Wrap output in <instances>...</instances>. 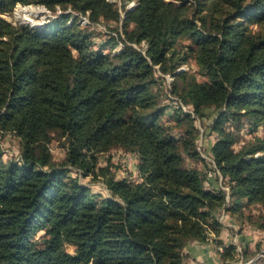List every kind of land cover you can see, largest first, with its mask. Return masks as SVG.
Wrapping results in <instances>:
<instances>
[{
    "label": "trees",
    "instance_id": "16d2710c",
    "mask_svg": "<svg viewBox=\"0 0 264 264\" xmlns=\"http://www.w3.org/2000/svg\"><path fill=\"white\" fill-rule=\"evenodd\" d=\"M136 2L120 32L107 0H0V14L16 4L63 12L40 27L0 18V127L17 135L22 153L19 161L0 157V264H182L186 241H205L209 225L219 235L213 212L225 192L185 167L180 147L197 156L194 118L181 117L179 106L168 118L187 128L185 137L170 135L156 66L197 117L217 113L211 155L230 182L231 211L239 201L264 204V0ZM68 9L88 13L89 23L71 20ZM110 23L109 32L98 27ZM96 32L106 38L96 42ZM142 42L145 53L134 47ZM190 59L197 73L178 72ZM243 121L253 137L235 152ZM52 134L66 141L61 165L51 161ZM113 147L137 156L142 181L102 169L114 198L98 201L66 166L90 175L96 153ZM257 226L264 230V220Z\"/></svg>",
    "mask_w": 264,
    "mask_h": 264
},
{
    "label": "rangeland",
    "instance_id": "374dc122",
    "mask_svg": "<svg viewBox=\"0 0 264 264\" xmlns=\"http://www.w3.org/2000/svg\"><path fill=\"white\" fill-rule=\"evenodd\" d=\"M114 5L120 13L121 21L117 25L121 32V23L126 16V12H131L137 5L136 0H107ZM175 4L180 5L182 2L190 0H172ZM129 5V6H128ZM32 9L28 13V19L24 18L23 9ZM60 13H53L43 5H21L16 4L14 8L8 13L0 14V18L12 25H28L30 27H40L44 24L51 22L55 17L62 15ZM70 13L71 20L74 18L79 19L78 23L84 26L83 19L88 18L86 14H76L71 10H66L64 14ZM84 17V18H83ZM82 20V21H81ZM70 22V21H69ZM89 22V21H88ZM114 28L115 23L100 24L99 29L102 32H109L104 27ZM106 27V28H107ZM253 29L257 25H251ZM96 42L105 39L102 33L96 32ZM189 41L186 39L177 42V49L184 51V47L188 46ZM134 45V44H133ZM141 52L145 53L147 45L142 42L140 46L134 45ZM123 48L122 43H119L113 50L114 53H119ZM186 49V48H185ZM181 51V53H182ZM191 71L197 73V66L193 60H188L185 64L181 65L180 71ZM156 77L160 78L158 88L160 90L161 103L168 106L167 117L162 118V122L171 128H168L170 135L174 136L179 143L185 137L187 128L176 126L173 120L168 116L174 114L175 109L181 106L182 114L190 113L194 118L195 131L194 135V151L196 158L188 157L180 147L181 155L184 159V165L187 168H196L203 176V183L207 189H221L225 192L224 205L213 212V217L219 228V235L216 236L212 225L206 226L207 239L205 241H198L189 239L185 242L180 250L182 264H264V230L257 226V223L264 220V204L252 203L247 205L245 201H239L238 207L235 212L231 211L233 200L230 198V182L228 178H223L219 169L211 155V147L218 139V134L211 130V125L217 113L212 109H204V116L197 117L190 106L181 104L177 101L176 97L172 96L171 84L173 77L169 74H162L158 66L155 67ZM201 77V76H198ZM243 128L239 134V139L231 146L233 151H238L240 147L248 140H251L253 133L249 131V126L246 121H243ZM227 126V125H226ZM258 135H262L261 128L258 129ZM187 138V137H186ZM51 154V161L57 165H61L64 161L66 154V141L64 138H59L57 134H52L50 142L47 144ZM97 165L94 167L90 175H85L81 169L66 166L69 170L68 175L78 178L81 185L89 188L91 195L98 201L104 198H114L113 194L107 188L104 179L106 177L101 175V170L107 171L109 175H113L115 180L127 178L131 182L142 181L141 175L138 173V158L131 152L117 147H113L101 153H96ZM0 157L6 163L9 161H19L22 158L21 141L14 132L5 131L0 127ZM45 237L44 230L38 231L33 238L34 242L41 244L42 238ZM65 249L69 253H73L74 247L66 244ZM226 252V255H223ZM228 252V253H227Z\"/></svg>",
    "mask_w": 264,
    "mask_h": 264
},
{
    "label": "bare ground",
    "instance_id": "6f19581e",
    "mask_svg": "<svg viewBox=\"0 0 264 264\" xmlns=\"http://www.w3.org/2000/svg\"><path fill=\"white\" fill-rule=\"evenodd\" d=\"M129 6V5H128ZM28 11H32L33 12V10L32 9H30V10H28L27 8H24L23 9V12H24V18H26V19H28V13L30 14V12H28ZM34 13V12H33ZM57 13H60V10L58 9V12ZM84 18V17H83ZM82 21V20H81ZM83 23V25H86V24H88L89 22H88V20L87 19H83V21H82Z\"/></svg>",
    "mask_w": 264,
    "mask_h": 264
}]
</instances>
